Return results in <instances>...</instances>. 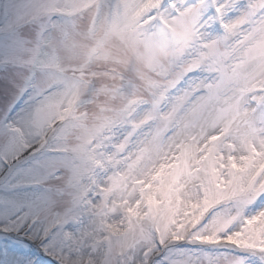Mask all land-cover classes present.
<instances>
[{"label": "snow or ice", "instance_id": "6c2138e0", "mask_svg": "<svg viewBox=\"0 0 264 264\" xmlns=\"http://www.w3.org/2000/svg\"><path fill=\"white\" fill-rule=\"evenodd\" d=\"M0 264H264V0H0Z\"/></svg>", "mask_w": 264, "mask_h": 264}, {"label": "clouds", "instance_id": "9594fccd", "mask_svg": "<svg viewBox=\"0 0 264 264\" xmlns=\"http://www.w3.org/2000/svg\"><path fill=\"white\" fill-rule=\"evenodd\" d=\"M185 42H186V40H185Z\"/></svg>", "mask_w": 264, "mask_h": 264}]
</instances>
